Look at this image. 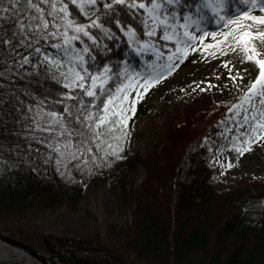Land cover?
<instances>
[{"label": "trees", "instance_id": "16d2710c", "mask_svg": "<svg viewBox=\"0 0 264 264\" xmlns=\"http://www.w3.org/2000/svg\"><path fill=\"white\" fill-rule=\"evenodd\" d=\"M199 1L180 0L170 8L184 15L193 12ZM70 9L77 22L88 23L74 6L70 5ZM244 11L245 4L240 0H227L221 11L223 19L209 15L201 23V32L227 35L228 43L233 37L228 21L239 20ZM258 12L252 10L249 14ZM122 20L124 31L115 25H105L115 34L112 40L92 30L101 40L91 50L95 61L88 63L85 55L84 67L97 75L105 67L111 69L104 90L101 92L98 87L94 98L83 95L79 88L65 89L43 75H26L32 68L30 65L21 68L20 60L31 49L16 47L9 55L1 54L8 47L0 51V64L11 68L0 81L3 91L0 226L4 225L0 232L49 255L79 264H264V182L219 191L210 179L209 161L215 155L216 146L208 141L219 133V125L229 115L231 106L223 105L209 112L192 111L183 124L169 130L147 155L130 145L133 126L147 110L141 100L125 106L135 109L125 113L126 126L120 124L113 133H106L99 140L90 139L92 134L87 125L92 121L73 119L79 113L71 106L80 102L85 116L89 112L94 119L104 115L102 109L107 97H114L139 66L133 48L149 38L145 34L148 27L141 23L146 21L145 11L138 9L135 17L122 14ZM249 22L264 30V25ZM9 28L10 22L6 21L4 29L8 36ZM52 43L60 40H42L36 46L50 56L63 59L64 71L78 64L74 54L71 61L62 54L58 56L57 50L50 47ZM87 43L90 45L91 41ZM73 44L79 49L84 47L78 42ZM81 74L88 76L82 71ZM102 79L106 77H101L97 85ZM90 85L89 78L85 87ZM67 95L77 99H65ZM44 98L46 102L41 103ZM59 100L63 103L55 102ZM65 106L71 107L73 116L63 112ZM50 110L63 116L72 136L61 135L59 126L49 125ZM113 149L123 158L113 156ZM73 153L78 159L72 158ZM140 169L144 175L136 183ZM106 181L112 182L118 205L122 210L128 208L132 214L130 222L111 224L107 234L98 223L89 235H61L9 226L19 220L33 221L37 215L63 208L79 211L87 186L93 184L99 188Z\"/></svg>", "mask_w": 264, "mask_h": 264}, {"label": "rangeland", "instance_id": "374dc122", "mask_svg": "<svg viewBox=\"0 0 264 264\" xmlns=\"http://www.w3.org/2000/svg\"><path fill=\"white\" fill-rule=\"evenodd\" d=\"M226 2L227 0H202L194 5L193 12L184 15L165 4L164 10L172 14V18L168 20L171 27L166 30L158 26L159 20L165 18L163 14L153 23L149 11L144 9L148 31L155 28L156 34L133 48L139 66L129 75L128 83L120 88L122 91L114 96L113 105L109 109V114L119 111L120 105L124 108L126 105L131 106L133 100H141L147 105L145 114L134 124L130 139L133 150L147 155L164 139L169 130L183 124L192 111L209 112L223 105L231 106L229 115L219 125V133L208 141L210 145L216 146L209 166L211 182L219 191L264 182V128L258 127L259 124H264V117L261 116L264 105L256 98L249 102L245 100L249 86L258 75V66L254 61L241 63L247 54L240 48L232 51L228 47L229 44H234L233 39L228 43H218L225 40L224 34H216L213 38L212 34L205 35L201 32V23L208 15L221 17ZM2 7L9 8L7 0ZM4 15L11 17L8 20L11 36L15 30V17L11 12ZM30 15L31 13L24 12L20 18L26 24L32 23L28 19ZM256 15L264 13L258 12ZM247 24H251L249 20L239 19L230 24V32L233 36H239L242 31L249 30L241 27ZM257 28L253 26L250 30L255 32ZM165 31L170 36L168 40L162 38ZM185 32L196 39L188 41ZM18 40L19 35L13 40V44L18 43ZM219 44L223 45L217 49L206 47ZM251 46L252 43L249 47ZM255 47L259 53L256 58L264 59V42L256 41ZM12 52L8 47L1 54L9 55ZM169 57L172 59L169 60ZM225 64L228 66L225 67ZM169 65H172L170 69ZM241 76L244 77L243 80L240 79ZM99 81L100 79L97 83ZM125 93L128 95L127 103L123 101ZM114 117L118 116L110 115V119ZM118 118H125V113ZM143 175L144 171L140 169L136 183L140 182ZM131 219V211L128 208L122 210L118 205L112 182L106 181L99 188L93 184L87 186L79 211L69 212L63 208L37 215L33 221L19 220L9 226L61 235H89L95 231L98 223L104 234H107L111 224L121 225ZM0 228L3 229L4 225ZM10 264L26 263L16 259Z\"/></svg>", "mask_w": 264, "mask_h": 264}, {"label": "snow or ice", "instance_id": "6c2138e0", "mask_svg": "<svg viewBox=\"0 0 264 264\" xmlns=\"http://www.w3.org/2000/svg\"><path fill=\"white\" fill-rule=\"evenodd\" d=\"M5 0H0V51L4 47H9L11 51H15L16 47H25L26 49H31L32 51L28 55H23L20 60V67L23 68L25 65H30L32 72H26L28 76H45L47 79H50L57 84H62L63 88L69 89L72 88L75 90L79 88L83 95L94 98L97 97L96 89L99 87L100 91L104 90V84L108 82L110 77H107V74L111 72V69L105 67L103 72L97 74H92L89 67H84L85 55L88 56V63L95 61V56L91 54L93 47H98L101 38L97 36L92 30L95 29L103 34V37L108 40H112L115 37V34L112 33L111 29L105 27L106 24L115 25L120 31L125 30V25L122 20V14L126 16L135 17L137 10L147 9L150 13V18L153 23L156 22L157 18L164 15L165 18L159 20V27L164 28L165 30L171 25L168 23V20L172 18V14L164 10V5L169 6L178 4L180 0H7L9 8L2 7ZM241 3L245 4V11L240 14L239 19H247L251 22H254L258 25H264V15H250L249 13L252 10H258L261 13H264V0H240ZM44 5L48 7L45 8ZM70 5L74 6L77 12L85 16L88 20V23H79L75 20L73 13L70 9ZM99 5V7H97ZM19 6V7H18ZM23 9V12L21 11ZM11 12L12 16L15 17L14 31L11 36H8L7 32L4 29V23L8 20H11L10 16H5V13ZM24 12L31 13L30 19L34 23L26 24L24 20L20 17ZM19 13L20 15H17ZM46 17H50L48 19ZM223 19V17H221ZM142 24L145 27L148 26L147 21L142 20ZM228 23H233L232 20H229ZM242 28L249 30H244L239 36H233L232 39L234 44H229L228 47L232 51H237L238 48L247 54L245 59L241 60V63L245 61H254L255 65L258 66V75L254 78L253 82L248 88V93L246 94V102L251 101L253 98L259 100L261 105H264V59L256 58L259 53L255 47L256 41L264 42V30L257 28L255 32L251 31L253 24L241 25ZM63 28V31H61ZM55 29V31L51 30ZM133 34H134V30ZM71 33V34H70ZM128 34L127 32L125 33ZM148 36H154L156 34V29L153 28L151 31L145 33ZM19 35L18 43L13 44V40ZM185 37L188 38V41L196 39L194 36H189L187 32L184 33ZM205 35H208L205 33ZM230 35V34H228ZM215 38L216 34H212ZM165 40L170 39V36L165 31L164 36L162 37ZM60 40V43H52L50 47L57 50V55L71 59L73 54L78 64L75 67H69L67 71H64L65 65L63 59H57L53 56H50L45 49L42 47L36 46L41 43V41ZM91 41L89 45L87 42ZM73 42H78L83 44L82 49L76 48ZM227 35L225 36V41L218 43H226ZM250 43L252 46L249 47ZM242 46V47H241ZM207 48H212L214 45H207ZM215 55V53H212ZM226 54V53H225ZM33 56L35 57V62L33 61ZM172 58L169 57V60ZM225 67L228 65L225 64ZM172 65H169V69ZM79 68L80 70H77ZM11 68L6 64H0V81L4 79L6 72H10ZM81 71L88 73V76L82 75ZM247 71V69H245ZM101 77H106V79L101 80V84L97 85V80ZM91 79V85L85 87V81ZM235 79V77H230ZM159 79L158 77L156 78ZM241 80L244 79L243 76L240 77ZM147 88V85H145ZM122 91L117 89V92ZM139 96L140 94L137 93ZM33 99H36L34 96ZM65 99L76 100L77 97L74 95H67ZM115 97L109 95L107 101L103 104V113L104 115H99L94 119L91 112L88 115H84V112L81 111L83 107V102H80L79 105H72L71 107H76L78 115L73 117L74 120L79 122L81 118L85 121H92V123L87 125L88 131L92 134L90 139L99 140L106 133H113L120 124L126 126V119L121 118L115 122L110 119L111 116L123 117L124 113L127 111H133L134 107L128 109L124 108L123 105H120L119 111H112L109 114L110 106L113 105ZM47 98L42 99L40 102L45 103ZM123 101L127 103L128 95L125 93L123 96ZM56 103H63V100L55 101ZM135 100L132 101L134 105ZM2 104H3V91L0 88V113H2ZM71 107L65 106L63 109L64 113H67L68 116H73ZM47 116L51 117L49 125H57L61 128V135L72 136V132H69L65 127V121L62 115L58 114L56 111H48ZM261 116L264 117V113H261ZM247 119V117H245ZM255 119V117H253ZM0 123H3V120L0 119ZM258 127L264 128V124H259ZM104 129L105 131H101ZM50 130V128L48 129ZM83 135V133H80ZM126 135V133H124ZM121 137H116L120 139ZM264 138V137H262ZM71 140L68 141L70 145ZM68 147V145H66ZM111 147V145H109ZM250 150V149H247ZM59 151V149H56ZM88 151H91L89 148ZM239 151V149L237 150ZM117 159H122L123 157L119 155L116 149H113L112 153ZM243 154V153H241ZM73 159H78L75 153L72 154ZM231 167V165H229Z\"/></svg>", "mask_w": 264, "mask_h": 264}, {"label": "water", "instance_id": "95a60500", "mask_svg": "<svg viewBox=\"0 0 264 264\" xmlns=\"http://www.w3.org/2000/svg\"><path fill=\"white\" fill-rule=\"evenodd\" d=\"M0 248L6 251L5 256L19 257L25 262L34 261L42 264H79L70 260L49 255L21 240L0 233Z\"/></svg>", "mask_w": 264, "mask_h": 264}, {"label": "bare ground", "instance_id": "6f19581e", "mask_svg": "<svg viewBox=\"0 0 264 264\" xmlns=\"http://www.w3.org/2000/svg\"><path fill=\"white\" fill-rule=\"evenodd\" d=\"M6 251L0 248V263L3 264H10V262L15 261L17 258H14L12 256H5ZM19 260V257H18ZM26 264H42L34 261H28L25 262Z\"/></svg>", "mask_w": 264, "mask_h": 264}]
</instances>
